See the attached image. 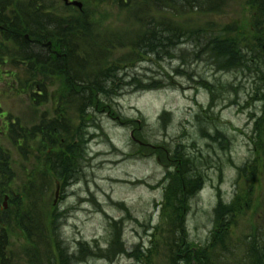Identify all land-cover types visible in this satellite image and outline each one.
Wrapping results in <instances>:
<instances>
[{
    "label": "rangeland",
    "instance_id": "1",
    "mask_svg": "<svg viewBox=\"0 0 264 264\" xmlns=\"http://www.w3.org/2000/svg\"><path fill=\"white\" fill-rule=\"evenodd\" d=\"M30 1L0 0V5L9 7L4 17L10 23H19V37L31 43L28 47L32 54L43 57V48L48 46L55 56L59 52L54 48L59 43L60 21L80 23L79 31L89 40L76 53L77 58L85 62L90 54L94 57L89 58L94 71L108 68L118 73L120 90L116 89L117 97L108 104V112L90 111L85 117L87 144L77 149L80 159L74 167V177L69 182L60 180L57 173L48 170L47 155H51V149L33 143V150L23 156L14 145L16 141L4 132L7 127V131L12 129L13 122L29 130L54 118L62 119L69 128H77L81 123L77 104L61 98L65 92L50 73L47 77L38 74L27 85L28 62L22 66V58L28 47L7 41L0 34V150L9 155L14 173L11 180L0 173V219L6 225L12 223L6 264H35L26 256L32 248L31 239L43 248L40 264L58 255L55 239L63 243L70 256L77 254L80 247L82 254L94 252L93 258L81 259L77 264H171L183 236L193 249L203 250L212 248V236L217 235L230 237L231 243L221 246L225 253L222 248L209 251L212 261L240 264L247 236L256 233L257 228L264 230V158L259 159L255 153L256 120H250L254 112L256 119L260 117L263 108L262 103L250 99L255 82L235 72L217 73L202 58L194 60L193 41L181 45L175 59L161 54L157 61L156 51L151 53L146 48L157 36L170 37L164 34L170 26L196 33L231 25L245 30L249 37L255 14L247 6L249 0H213V6L221 9L222 5L220 13H205V2L187 0V14L170 0H78L84 4L82 13L64 7L60 0H42L48 14L39 11L40 0ZM35 15L37 18L33 19ZM29 24L31 29H40V44H34V35L27 31ZM183 56L187 75L175 79L179 87L135 91L137 82L173 75L182 65ZM13 65L19 66L12 68ZM189 75L195 79L192 81ZM201 78L234 85L237 93L231 89L218 91L220 97L212 107L210 93L194 85ZM39 80L45 92L33 84ZM45 93L47 98L43 101L40 95ZM79 106L87 107L88 101ZM164 112L168 114L164 116ZM216 129L226 137L225 147L213 140ZM135 140L146 144V150ZM177 152L188 159L185 178L201 176L205 185L194 196L180 193L169 206L166 189L172 187L169 175L177 172ZM245 166L250 167L246 172ZM181 171L179 168L180 176ZM5 195L12 205L8 214L2 209ZM235 198L243 206L251 201L253 207L238 213L233 224H224L230 216L221 225L217 208L221 203L230 206ZM179 207L186 209L184 220H174ZM16 210L22 219L13 227ZM118 237L126 254L112 260L98 257L113 254L118 247L112 244ZM68 263H72L70 257Z\"/></svg>",
    "mask_w": 264,
    "mask_h": 264
},
{
    "label": "trees",
    "instance_id": "2",
    "mask_svg": "<svg viewBox=\"0 0 264 264\" xmlns=\"http://www.w3.org/2000/svg\"><path fill=\"white\" fill-rule=\"evenodd\" d=\"M189 1L193 3L195 0ZM196 1L200 3L205 2L206 8L203 9V12L205 13L222 12V5L221 9L219 7L213 6V0ZM217 1L219 2L220 0H216V2ZM170 2L172 5H176L179 8L183 7L184 12L187 11L185 14L188 13L186 7L187 0H170ZM247 6L255 12L249 30V37L245 30H241V28H237V26L232 27L231 25L225 26L213 32L200 29L197 30L196 33L193 31H184L181 29V27L170 26L167 28L168 31H165L164 33L170 35V37L161 39L157 36L149 43L146 49L151 53L156 51L155 53L158 57L156 58L157 61H159L161 58V54L169 56L170 59H175L179 47L185 42L193 41L195 42V45L193 46L194 49L192 50V57L194 60L202 58L201 61L205 62L207 66H210L217 73L235 72L243 74L244 77L248 79L254 80L255 86L252 92H250V99L251 102L262 103L263 108L260 117L256 119V113L254 112L251 114L250 120L253 122L256 120L254 124L253 141L256 146L255 153L259 159H262L264 158V0H249ZM36 18L37 16L35 15L33 19ZM52 21L53 20L50 18L49 23ZM60 22L62 25L60 23L59 24L61 26L58 25V28H60L58 40L59 43H57L54 48L57 50L59 49V55L57 57L52 55L46 49H43L46 53V55H43V57L39 54H32L28 47V45L31 46V43H28L19 37L20 33H22L20 26L18 25L19 23L13 22L10 24L9 21H6L5 24L7 27L10 26L8 33L9 35H12V37L7 36L4 38L7 41H13L14 44L16 43L18 45L19 43H23L24 47H28L27 55L25 58H22L24 64L28 62L26 71L29 73L26 74L25 72V78H28L26 81L27 85L31 83L32 79L37 77L38 74H40L41 77H47V74L50 73L54 80L60 83L62 92H65L62 94L61 98L65 100L70 99L73 103L77 104L76 113L79 115V117H81V123L77 128H74L73 126L69 128L66 126V124H63L64 122H61L62 119L58 120L59 118H54L50 121L44 120L41 126L39 124L29 130H24L17 124H13L10 132L11 139L16 141L14 142V145L19 149L23 156H26L27 152H31L33 150V143H37L39 148L41 143V147H46L47 150L51 149V155H47L48 170L54 174L57 173L60 180L69 182L71 178L74 177L73 170L74 167H76L77 161L80 159L77 149H80L87 144L85 143L86 134L84 133V131L87 130L85 125V117L90 114V111H92V113H99L107 110L108 104L115 97H117L116 89H119L117 83H119L120 80L117 76L118 73L115 74L116 72L111 69L107 68L106 70H103V68H99L98 71H94V63L89 61V58L92 57L90 54L86 57L85 62L79 60L76 53L79 52L82 46L84 47L85 42H87L89 38L86 34L79 31L78 28L80 23L73 25L71 23H64V20ZM27 31L34 35L36 42L40 40V29H31L29 24ZM157 38L158 41L154 42V40ZM56 39H58V37ZM80 41L82 43H79ZM76 46L77 48H75ZM93 49L97 52H100L98 47H93ZM50 57H54L52 60L53 62L50 60ZM182 58H184L182 65L174 70L173 75L167 74L165 78L158 80L154 79L151 82H137L135 91H154L179 87V84L175 79H182L184 78L183 76L187 75V70L184 69V67L187 65L185 63V57L183 56ZM17 66L19 65H13L12 68ZM100 71L102 72L99 73ZM191 78L192 81L195 79H193L192 75H189V79ZM19 79L22 81L21 78ZM196 83L197 84H194L195 86H199L210 93L212 107H215L216 100L220 97L217 95V93H219L218 91L226 92L231 89L237 93V89L234 87V85H224L221 81L219 83H211L209 79L201 78ZM33 84L38 89H41L42 92L46 91L45 87H42V81L40 83L39 80ZM40 97L43 101H46L45 99L47 98V94L44 96L40 95ZM86 100L88 101L87 107H78V105H80L83 101L85 102ZM43 101H41V103ZM104 101L107 104L106 107H104ZM83 105H85V103H83ZM212 107L209 109H212ZM163 115L165 116L166 113ZM63 117L64 116L62 115L60 118ZM206 121H208V119H206ZM89 123L90 121L88 124ZM216 132L217 135L213 138V140H219V144L222 147H225V145L228 143L226 137H223L222 133L217 129ZM141 149L146 150V144L143 143ZM43 152L44 150H42V153ZM167 155H169V153ZM186 157L187 156H185L184 153L180 154L178 152L174 157V161L177 163V172L175 174L169 175L172 177V187L167 189L166 194V201L169 206L173 204L174 199L178 198L180 193L182 195L186 194L187 196H194L198 194L205 185V179L201 176H195L194 178L190 179L185 178V170H187L188 163V159H186ZM167 165H169L168 162ZM58 166L61 167L60 171H58ZM179 168H182V176H180V173L177 174ZM248 169H250V167L245 166L244 172L248 171ZM258 170H261V167L256 171ZM0 173L3 174V176L8 180H11L14 176V173L11 169L10 157L9 155H5L2 150H0ZM182 199L185 201L184 198ZM251 207H253V203L251 201L246 202V204L243 206L240 203V199L235 198L233 203L228 207H225L221 203L216 210V214L218 219L221 221V225L223 219L230 216L231 218L227 223L224 224H233L238 213H241V211L244 209L249 211ZM11 209L12 205L10 204V208L6 214H8ZM17 212L18 211L16 210L13 219V227L18 224L20 219H22L20 218V213ZM185 215V207H179L174 212L173 217H175L174 220H177L178 218L184 220ZM54 222H58L57 218L54 219ZM11 229L12 223L10 225H6L4 220L0 219V264H6L7 261L6 250ZM261 230L264 231L263 227L261 229L257 228L256 233L252 234L251 236H247L248 242L244 248L245 251L243 258L239 261L240 264H264V232ZM221 233L227 234L226 232ZM229 238L230 237L227 236H212V248L196 250L193 249L190 244H188L187 237L183 236L182 244L180 246L176 245L175 250L178 255H172L173 260L171 261V264H215V261H212V258L210 257V253H213L216 248H222V251L225 253L226 250L221 246L224 245L225 247L227 241L228 244L231 243ZM53 239H55V236ZM31 240L32 248L29 252L30 254L26 253V256L30 258L31 263L40 264V259L42 258L40 250H43V248H41L38 241H33V239ZM54 242V248L58 255L53 257L52 260L49 259V262H46V259L43 260L44 264H69V257L71 258L72 263L77 264V262H80L81 259L87 260L88 258H93L95 255L94 252L82 254L83 247H80L77 254L69 256L64 251L62 242H59L57 239H55ZM112 246L118 247L116 250H113V254L110 253V256L100 254L98 257L101 259L104 258L112 260L115 257L126 254V250L122 247L119 237L112 244ZM209 251L210 253L207 254ZM44 256L47 258L49 257L48 253H46Z\"/></svg>",
    "mask_w": 264,
    "mask_h": 264
},
{
    "label": "flooded vegetation",
    "instance_id": "3",
    "mask_svg": "<svg viewBox=\"0 0 264 264\" xmlns=\"http://www.w3.org/2000/svg\"><path fill=\"white\" fill-rule=\"evenodd\" d=\"M70 1H74V0H70ZM40 6L42 7V9L44 10L43 8V3L40 4ZM9 7L7 6H1L0 5V34H5L8 32V27L7 25L5 24L6 21H9L8 19L9 18H5L4 16L7 15V12H8V9ZM44 13H47V10H44ZM50 13V12H49ZM4 36V35H3ZM34 44H40V40L37 41V43H34ZM7 124V122H5ZM7 129L8 127L6 128L4 134L6 135L7 134Z\"/></svg>",
    "mask_w": 264,
    "mask_h": 264
},
{
    "label": "water",
    "instance_id": "4",
    "mask_svg": "<svg viewBox=\"0 0 264 264\" xmlns=\"http://www.w3.org/2000/svg\"><path fill=\"white\" fill-rule=\"evenodd\" d=\"M66 3V5H72V6H75V7H78L79 9H82V4L79 3V2H73V3H69V0H62ZM57 195H58V192H57ZM7 201H8V197H6L5 199V206L7 207Z\"/></svg>",
    "mask_w": 264,
    "mask_h": 264
}]
</instances>
